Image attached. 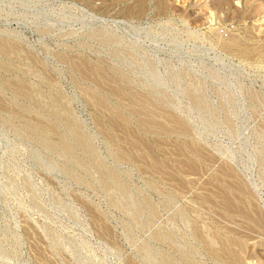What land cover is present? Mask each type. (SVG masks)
Here are the masks:
<instances>
[{
  "label": "rangeland",
  "instance_id": "374dc122",
  "mask_svg": "<svg viewBox=\"0 0 264 264\" xmlns=\"http://www.w3.org/2000/svg\"><path fill=\"white\" fill-rule=\"evenodd\" d=\"M0 264H264V0H0Z\"/></svg>",
  "mask_w": 264,
  "mask_h": 264
},
{
  "label": "bare ground",
  "instance_id": "6f19581e",
  "mask_svg": "<svg viewBox=\"0 0 264 264\" xmlns=\"http://www.w3.org/2000/svg\"><path fill=\"white\" fill-rule=\"evenodd\" d=\"M234 8H235V7H234ZM236 11H237V10H236ZM233 42H234V41H233ZM233 42H232V44H233ZM241 43H242V42H241ZM234 45H235V43H234ZM231 46H232V45H231ZM236 46H237V45H236ZM244 46H245V45H244ZM251 47H252V46H251ZM251 47H250V48H251ZM244 49H245V48H244ZM240 50H241V49H240ZM252 53L254 54V51H253V52H250V54H252ZM262 54H263V52H262ZM255 55H256V54H255ZM246 56H247V55H246ZM247 58H248V57H247ZM260 224H261V223H260Z\"/></svg>",
  "mask_w": 264,
  "mask_h": 264
}]
</instances>
